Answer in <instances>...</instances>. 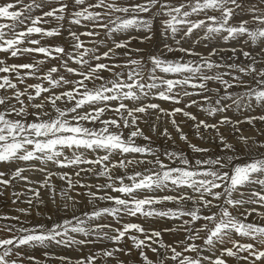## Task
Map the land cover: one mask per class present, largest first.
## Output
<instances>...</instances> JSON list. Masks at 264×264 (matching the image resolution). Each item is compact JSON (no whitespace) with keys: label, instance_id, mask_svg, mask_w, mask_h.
I'll return each mask as SVG.
<instances>
[{"label":"snow or ice","instance_id":"1","mask_svg":"<svg viewBox=\"0 0 264 264\" xmlns=\"http://www.w3.org/2000/svg\"><path fill=\"white\" fill-rule=\"evenodd\" d=\"M0 264H264V0H0Z\"/></svg>","mask_w":264,"mask_h":264},{"label":"bare ground","instance_id":"2","mask_svg":"<svg viewBox=\"0 0 264 264\" xmlns=\"http://www.w3.org/2000/svg\"><path fill=\"white\" fill-rule=\"evenodd\" d=\"M192 111H196L195 109H192ZM177 119L179 120L180 119V117H177ZM185 131H188V129L187 128H185ZM180 146L182 147L183 146V144H182V142L180 143ZM166 239H168V237H165Z\"/></svg>","mask_w":264,"mask_h":264}]
</instances>
